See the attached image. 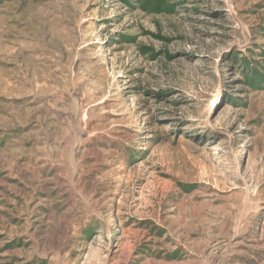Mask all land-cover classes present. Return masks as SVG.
Returning a JSON list of instances; mask_svg holds the SVG:
<instances>
[{
    "label": "rangeland",
    "instance_id": "374dc122",
    "mask_svg": "<svg viewBox=\"0 0 264 264\" xmlns=\"http://www.w3.org/2000/svg\"><path fill=\"white\" fill-rule=\"evenodd\" d=\"M0 264H264V0H0Z\"/></svg>",
    "mask_w": 264,
    "mask_h": 264
}]
</instances>
